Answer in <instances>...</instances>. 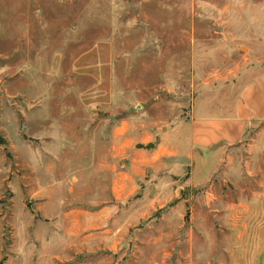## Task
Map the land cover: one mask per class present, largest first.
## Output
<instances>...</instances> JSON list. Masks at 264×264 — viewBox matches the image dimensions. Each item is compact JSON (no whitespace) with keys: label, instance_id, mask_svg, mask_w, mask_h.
I'll use <instances>...</instances> for the list:
<instances>
[{"label":"rangeland","instance_id":"obj_1","mask_svg":"<svg viewBox=\"0 0 264 264\" xmlns=\"http://www.w3.org/2000/svg\"><path fill=\"white\" fill-rule=\"evenodd\" d=\"M262 73L264 0H0V264H264Z\"/></svg>","mask_w":264,"mask_h":264},{"label":"crops","instance_id":"obj_2","mask_svg":"<svg viewBox=\"0 0 264 264\" xmlns=\"http://www.w3.org/2000/svg\"><path fill=\"white\" fill-rule=\"evenodd\" d=\"M235 115L236 118L234 120H223L226 127L237 125L238 120L248 121V126L253 125L257 121L264 120V73L259 75L245 88L237 104ZM205 120H207L206 122H213L211 129L215 128L213 127L215 125L214 118Z\"/></svg>","mask_w":264,"mask_h":264},{"label":"trees","instance_id":"obj_3","mask_svg":"<svg viewBox=\"0 0 264 264\" xmlns=\"http://www.w3.org/2000/svg\"><path fill=\"white\" fill-rule=\"evenodd\" d=\"M4 143V141H0V144Z\"/></svg>","mask_w":264,"mask_h":264}]
</instances>
